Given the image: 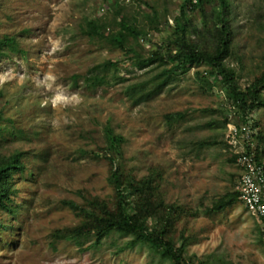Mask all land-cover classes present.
Listing matches in <instances>:
<instances>
[{
    "label": "rangeland",
    "instance_id": "obj_1",
    "mask_svg": "<svg viewBox=\"0 0 264 264\" xmlns=\"http://www.w3.org/2000/svg\"><path fill=\"white\" fill-rule=\"evenodd\" d=\"M234 1L236 45L226 64L244 88L260 72L264 59L259 24L264 22V0ZM180 2L0 0V37L16 36L20 48L0 57L2 123L14 130L5 133L0 153L22 151L28 170L36 174L33 180H15L16 215L0 213V221L13 222V228H0V264H177L145 244L120 250L130 237L116 232L88 248L52 236L54 229L81 220L64 200L82 203L89 195L112 199L107 162L89 152L104 145L107 124L125 136L124 149L134 174L142 178L156 167L160 196L183 208L172 232L177 247L185 243L182 263L264 264L262 245L258 244L262 251L248 253L238 241L227 248L226 241L218 240L240 228L233 212L218 207L220 200L232 199L240 176L236 160L230 161L234 155L226 134L229 123L242 119L233 112L225 85L208 76L211 69L205 64L163 74L172 63L143 67L138 63L168 44L171 30L166 18L173 22ZM153 11L157 22L148 18ZM116 17L118 21L125 17L147 33L138 41L129 38L130 52L83 31L90 18L109 20L106 33L118 30ZM107 61L115 65L94 70ZM197 70L207 72L210 87L199 80ZM96 73L106 77L104 84L88 85L83 77L74 83V74ZM46 75L55 76V84L63 85L64 91L78 93L80 102L54 108L51 97L56 88L46 87L52 83L43 79ZM160 81L163 90L148 102L135 101L138 93L130 97L129 86L136 85L141 92V87L149 89ZM176 112L182 116L167 120V114ZM252 113L259 135L254 147L263 151L264 160V109ZM233 199L241 204L238 196Z\"/></svg>",
    "mask_w": 264,
    "mask_h": 264
},
{
    "label": "trees",
    "instance_id": "obj_2",
    "mask_svg": "<svg viewBox=\"0 0 264 264\" xmlns=\"http://www.w3.org/2000/svg\"><path fill=\"white\" fill-rule=\"evenodd\" d=\"M233 5H235L234 0H181L179 11L174 16L173 22L169 23V19L166 18V24L171 30L168 44L160 46L146 57L139 58L138 63L141 67L156 62L161 65L172 63L169 69H163V74L184 73L191 67L207 65L211 69L208 71V76L219 78L225 85L233 112L239 114L243 121L245 115L252 113L253 110L264 109V59L261 60L260 72L254 77L252 83L242 88L236 71L226 64V60L234 53L233 48L236 45L234 32L236 19ZM148 18L150 22H157V12L153 11ZM114 21L119 29L106 33L109 20L103 22L97 18L86 19L83 31L91 38L105 39L113 48L122 49L124 53L133 50L127 44L129 38L138 41L140 36L147 37L145 31L128 22L125 17L119 21L116 17ZM199 21H203L200 27ZM259 24L261 31L264 32V22ZM6 51H20L16 36L0 37V57ZM114 65L113 62L107 61L96 66L94 70L100 68L107 70ZM206 73L196 71L199 80L210 87L212 83L207 79ZM81 77L88 85L93 86H100L106 80V77L100 73L87 77L74 74V83H77ZM163 84L164 82L160 81L149 89L143 86L141 92H139L140 89L135 90L136 85H131L128 87L131 89L130 97L138 93L139 96L135 101L148 102L153 95L163 90ZM1 95L0 92V97ZM180 116H182L181 112H176L167 114L166 118L172 122ZM2 120L3 111L0 110V143L5 133L8 134L9 131V134H12L14 131L3 126ZM256 125L257 122L254 119V126ZM103 131L104 145L89 152L93 157L107 162V180L112 189V199L89 195L82 203L64 200L63 203L81 217V220L75 225L54 229L52 236L55 240H68L81 248H88L99 246L105 237L116 232L130 237L120 250L145 244L163 257L174 259L177 264H182L185 243L177 247L172 238V232L175 221L182 216L183 208L175 203H166L160 196L156 184L158 175L155 171L156 167H152V172L142 178L134 174L133 169L128 165L124 135L117 133L110 124L105 125ZM258 136L257 134L256 137ZM254 150L256 160L264 165L263 151L258 146L254 147ZM26 158L22 151L10 155L0 153V213H8L12 217L16 215L17 205L14 204V196L17 193L16 178L33 180L36 177L34 171L28 170ZM235 160V156L230 158L231 162ZM231 195H233L232 199L225 202L220 200L218 207L224 208L231 205L235 200L233 198L238 194L235 191ZM0 228L4 230L13 228V222L11 219L8 222L0 221ZM91 240L90 245L83 247L87 241Z\"/></svg>",
    "mask_w": 264,
    "mask_h": 264
},
{
    "label": "built area",
    "instance_id": "obj_3",
    "mask_svg": "<svg viewBox=\"0 0 264 264\" xmlns=\"http://www.w3.org/2000/svg\"><path fill=\"white\" fill-rule=\"evenodd\" d=\"M256 134L254 116L253 113H249L239 125L228 124L226 142L240 169L235 191L245 209L259 221L264 241V165L256 160L254 150ZM182 264L194 263L184 261Z\"/></svg>",
    "mask_w": 264,
    "mask_h": 264
},
{
    "label": "crops",
    "instance_id": "obj_4",
    "mask_svg": "<svg viewBox=\"0 0 264 264\" xmlns=\"http://www.w3.org/2000/svg\"><path fill=\"white\" fill-rule=\"evenodd\" d=\"M235 201L231 205L225 207V209L233 212L232 217L236 218L239 221L240 228L238 229V232L236 234L232 235L230 233L227 234V236H225L224 238H218V240L220 242L226 241L227 244L223 246L227 248L230 246L233 247V245L230 244L231 242L238 241V243L244 246V250L248 253H253L254 251H262L259 248V245H262V247H264V241L261 236L259 221L245 209L241 200L240 205ZM240 251L242 252V250Z\"/></svg>",
    "mask_w": 264,
    "mask_h": 264
},
{
    "label": "clouds",
    "instance_id": "obj_5",
    "mask_svg": "<svg viewBox=\"0 0 264 264\" xmlns=\"http://www.w3.org/2000/svg\"><path fill=\"white\" fill-rule=\"evenodd\" d=\"M54 50H56L55 46H54ZM43 79L52 81V83L46 85V87H48L49 89H51L52 87L56 88V91L51 97V104L54 108L58 106L67 107L69 104H78L80 102L78 93H68L63 90V85L55 84V80H56L55 76L46 75ZM2 83H4V81L0 79V84Z\"/></svg>",
    "mask_w": 264,
    "mask_h": 264
}]
</instances>
